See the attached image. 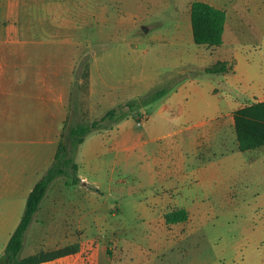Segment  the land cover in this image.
<instances>
[{"label": "crops", "instance_id": "obj_1", "mask_svg": "<svg viewBox=\"0 0 264 264\" xmlns=\"http://www.w3.org/2000/svg\"><path fill=\"white\" fill-rule=\"evenodd\" d=\"M33 1L34 11L45 12V17L48 18L47 21H34V27L45 32H50L54 25L60 29L77 26L82 11H87V4L95 3L91 0ZM205 1L226 10L221 45L229 46L240 40L244 32L238 10L226 6L225 0ZM20 2L21 0H0L1 137L5 143L10 139L17 141L19 136L23 140L34 141V137L36 141L46 140L50 144V151L45 155L32 148L4 146L0 152V193L8 192L11 195L16 191L19 194L18 202L12 199L8 203L20 204L14 210L6 207L4 211H0L1 218L11 216L15 221L13 230L10 229L8 233L7 243L22 217L18 218L22 199L27 201L39 179L34 178V160L40 156L44 163L43 171H46L54 159L61 134L70 122L68 117L71 112L73 75L78 62V57H72L69 50L53 53L49 49L40 48L38 51L34 49L32 53L28 50V45L40 44L35 35L31 42V39H23L10 32L7 25L9 12L13 7H19ZM192 2H189V11ZM72 13H77V19H72ZM16 28L18 29V25ZM67 33L63 43L71 42V35L68 31ZM241 55L243 53L237 50L232 57L220 58L214 64L225 61L228 69L209 72L222 74L227 83L234 87V93L225 92L222 100L225 105H220L218 86L197 87L182 83L154 100L157 106L156 116L149 115L144 110L143 118H136L135 126H139V130L134 129V125L126 119L127 116L86 137L79 148L78 161L76 160L80 181L76 183L70 177H61L65 175L52 181L24 240V244L29 245L34 253L73 243L79 244V251L40 264H78L82 258L88 264H103L113 260L118 245L126 249L130 246L131 243L123 237L130 225L118 219L122 208L115 206L103 209V202L97 205V200L107 190L111 194L127 191L132 196L140 191L146 193V199L138 200L136 211L140 212L152 229L161 227L165 233L176 235L181 240L196 236V225L205 217L198 201L207 197V194L201 196L198 189L206 188V184L212 185L214 182L221 187L230 176L226 164L231 158L223 155L218 163L211 160L205 162L200 149L204 146L211 148L214 138L219 136L226 125L232 124L235 128L234 112L237 109L264 100V85L254 86L246 82L239 71L238 60ZM103 155H110V160H102ZM93 159L96 160L94 165ZM120 164L129 171L134 168L138 179L136 185H127L125 178L114 177ZM89 167L97 175L92 182L86 171ZM105 174L107 182L101 180ZM185 186L190 187L187 193L182 191ZM71 187L74 190L70 192ZM91 193L95 196H91ZM177 208L186 209L188 218L168 222L166 214ZM38 219H49V226L41 224ZM91 220L100 232L111 230L114 237H120L108 239L103 246L109 259L102 261V248L96 243L89 245L90 240L84 237L91 226ZM46 243L50 246L40 248Z\"/></svg>", "mask_w": 264, "mask_h": 264}, {"label": "rangeland", "instance_id": "obj_2", "mask_svg": "<svg viewBox=\"0 0 264 264\" xmlns=\"http://www.w3.org/2000/svg\"><path fill=\"white\" fill-rule=\"evenodd\" d=\"M93 1L94 4H87V11H82L77 26L71 29H60L54 25L50 32H45L34 27V21H47L48 18L45 12L34 11L33 0H21L19 7L10 10L7 20L13 35L31 39V42L35 35L40 40V44L28 45L32 53L40 48L53 53L69 50L72 57H78L73 75L69 123H90L119 104L138 101L158 89L169 90L182 83L197 87L218 86L220 105H225L222 101L225 92L234 93V87L227 83L222 74L209 73L206 69L220 58L234 56L237 50L243 53L238 63L244 80L254 86L264 85V0H225L226 6L238 10L244 32L240 40L229 46H209L194 41L190 0ZM76 17L77 13H72V19ZM16 25L18 29H15ZM67 31L71 35V42L63 43ZM156 107L154 101L138 104L126 119L134 125L135 130H139L140 127L135 126L136 118L142 119L144 110L156 116ZM127 110L128 106L125 105L122 111ZM18 138L17 141L10 139L5 143L0 130V152L4 146L32 148L45 155L50 151V144L46 140ZM212 144L211 148L202 147L200 155L205 162L211 160L217 163L223 155L231 156L226 164L230 176L221 187L214 182L198 189L201 196L207 194V197L198 201L205 217L196 225V236L181 240L176 235L165 233L161 227L152 229L136 211L138 200L146 199L144 192L132 196L127 191L111 194L107 190L97 200V205L103 202V209L122 208L118 219L130 225L123 236L131 243L130 246L126 249L118 245L113 260H108V264H264V145L240 151L232 124L223 127ZM102 158L108 162L110 155H103ZM95 161L93 159V165ZM43 167L39 156L34 160V178L42 176L45 172ZM86 171L90 182L97 178L90 167ZM114 177L125 178L127 185H136L138 181L134 168L126 170L123 164L117 166ZM101 180L108 181L106 174ZM193 187L196 189V184ZM69 190L71 192L74 188ZM182 191L187 193L190 187L185 186ZM90 195L95 196L93 193ZM12 199L18 202L19 194L16 191L11 195L1 192L0 211L6 207L14 210L20 205L8 203ZM25 202L23 198L18 218L24 212ZM38 220L49 226V219ZM14 222L11 216L0 217V264L4 263L7 236L10 229L13 230ZM85 233V239L90 240L89 245L96 243L102 248V261L109 259L103 246L108 239L120 237H114L111 230L100 232L92 220ZM45 246L50 245L46 243L40 248L45 249ZM34 252L24 244L20 256ZM78 264L88 262L82 258Z\"/></svg>", "mask_w": 264, "mask_h": 264}, {"label": "trees", "instance_id": "obj_3", "mask_svg": "<svg viewBox=\"0 0 264 264\" xmlns=\"http://www.w3.org/2000/svg\"><path fill=\"white\" fill-rule=\"evenodd\" d=\"M190 16L193 39L197 44L218 46L223 43L227 18L225 9L205 0H194L191 4ZM227 69V62L219 61L208 67L206 71L219 72ZM166 92L167 89L161 88L138 101H128L125 104L129 109L127 111H122L125 105L119 104L106 111L100 118L93 119L90 123L73 121L66 125L52 163L35 183L27 197L24 213L9 238L2 264H40L79 251V244L73 243L52 250H40L24 257L20 256L26 233L52 181L60 175H67L76 183L80 181L76 154L86 137L97 129L107 128L124 119L130 115V111L136 105L154 101ZM234 118L240 150L254 149L264 145V100L237 109L234 112ZM187 218L188 212L184 208L173 209L166 214L168 222L183 221Z\"/></svg>", "mask_w": 264, "mask_h": 264}]
</instances>
